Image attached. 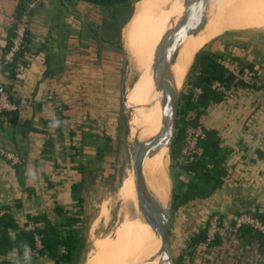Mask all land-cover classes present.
Returning a JSON list of instances; mask_svg holds the SVG:
<instances>
[{"label": "crops", "instance_id": "1", "mask_svg": "<svg viewBox=\"0 0 264 264\" xmlns=\"http://www.w3.org/2000/svg\"><path fill=\"white\" fill-rule=\"evenodd\" d=\"M24 12L29 18L28 43L11 74L2 55L13 36L12 16ZM112 13L86 0H0V91L19 101L15 122L0 119V145L20 156L25 177L21 184L15 167L0 155V207H10L20 228L42 227L43 217L59 222L75 206L73 184L81 181L82 172L74 166H85L92 154L88 150L101 142L91 134L99 132L97 127L91 120L83 122L82 116H91V102L97 99L93 60L99 48L114 47L118 37V18L111 22ZM231 48L244 61L255 62L250 45ZM258 79L260 88L237 86L226 101L212 104L202 117L203 127L217 129L222 147L229 151V173L213 194L177 208L170 230L172 254L177 258L189 236L213 213L220 214L227 230L204 258L197 255L184 264H264V248L257 239L241 236L233 228L240 212L264 210V80ZM59 116L62 134L57 136V127L49 125ZM49 136L56 139L51 158L43 153ZM75 147L80 154L74 155ZM16 231L10 230L11 236ZM17 256L12 249L2 259L16 261ZM36 263L58 264L46 255H39Z\"/></svg>", "mask_w": 264, "mask_h": 264}, {"label": "trees", "instance_id": "2", "mask_svg": "<svg viewBox=\"0 0 264 264\" xmlns=\"http://www.w3.org/2000/svg\"><path fill=\"white\" fill-rule=\"evenodd\" d=\"M86 1L112 9L113 16L110 19L112 22V20H115L116 17L118 18L123 13V10L128 7L132 0ZM11 42L4 51L10 47ZM27 43L28 31L25 34L22 47L17 53L16 58L12 62L4 63L5 69L9 70L11 74H14L18 57L26 50ZM226 52L203 51L202 49L197 52L192 66L186 75L184 88L179 98L176 132L170 149L172 160L180 162L186 126L188 124L197 125L202 123V117L207 113L209 106L226 101L237 86L246 88H260L262 86L256 73H254V62L244 61L240 56L233 54L231 50L227 49ZM9 97L19 103L12 94ZM2 113L6 116V120L15 122L18 109L3 111ZM58 115H61L60 112ZM58 118L61 122L62 116ZM56 132L57 136L62 134L60 125L57 127ZM204 132V136L198 141V153L196 157L190 162L182 163V171L178 173V183L174 186L172 193L173 209L210 196L222 186L229 173V167L226 162L229 151L222 147L218 130L204 127ZM55 144L56 139L49 136L43 150V153L48 158H51L55 151ZM78 150L80 149L75 150L74 155L80 154ZM259 155H263V153L260 152ZM13 166L15 167L19 182L24 184L25 177L22 162L13 164ZM74 167L78 171H82L84 168L80 164ZM182 174H185L186 178L182 177ZM81 183L82 179L80 182L73 184L74 198H76ZM57 210L62 212L59 207ZM244 212H249L264 221V210L249 209ZM29 219L38 221L41 217L31 216ZM43 219L45 220V225L42 227L36 225L20 228L13 214L10 212V207H0V261L5 264H15V261L3 260L2 256L12 249H16L18 255L21 254L22 245L25 243L32 248L36 247V234L40 236L41 240V247L38 248L40 255L51 257L57 263L69 261L79 246V237L72 228H64V226L70 225L72 221L76 220V217L67 214L59 222H51L46 217H43ZM10 230H17L14 236H11ZM237 232L241 236L257 239L260 247L264 248V233L261 231L248 224H243L237 229ZM224 236H226L225 233L217 235L211 241L210 247L220 242ZM206 238L207 224L189 236L185 250L175 259V263L184 264L186 260L194 261L197 255L201 254L200 246ZM36 261L37 257L32 256L31 264H37Z\"/></svg>", "mask_w": 264, "mask_h": 264}, {"label": "rangeland", "instance_id": "3", "mask_svg": "<svg viewBox=\"0 0 264 264\" xmlns=\"http://www.w3.org/2000/svg\"><path fill=\"white\" fill-rule=\"evenodd\" d=\"M137 1L132 0L123 10L121 17H118V37L113 39L114 47L99 48V56L93 60L92 83L93 89L97 86V89H94L97 99L91 102V116L85 113L82 121L91 120L92 127L99 130L97 134L95 131L91 134L101 142L99 146L96 145V149L88 150L92 153L91 159L86 160L87 164L81 171V187L76 194L75 206H72L68 213L76 217V220L64 226L76 232L79 246L69 261L58 264H87L96 253V240L114 236L118 226L137 210L136 203L120 193L123 180L133 172V142L137 137L136 131L133 132L130 127L134 109L128 108L129 94L126 95L129 84L135 78L132 56L126 46V31ZM222 45L225 48H221ZM241 45H250L255 53L252 56L255 60L254 73L264 80V27L225 31L200 49L227 53V49ZM183 88L184 83L181 89ZM182 165L178 160H172L171 156L167 157L172 189L178 183V173L182 171ZM182 177L186 178L185 174H182ZM176 210L172 209V219L176 216ZM140 214L145 219L144 214Z\"/></svg>", "mask_w": 264, "mask_h": 264}, {"label": "bare ground", "instance_id": "4", "mask_svg": "<svg viewBox=\"0 0 264 264\" xmlns=\"http://www.w3.org/2000/svg\"><path fill=\"white\" fill-rule=\"evenodd\" d=\"M183 3L184 0H138L128 23L126 46L132 56L135 78L126 92V95L129 94L127 106L134 109L130 127L133 132L136 131L139 139H148L160 129L163 119L161 104L151 105L158 97L153 73L159 41L164 31L183 12ZM203 16L199 30L185 38L179 51L174 69L179 85L182 84L195 52L205 43L225 31L264 27V0H210ZM167 150L166 147L161 148L144 162L148 185L164 203L168 200L170 185ZM120 193L132 199L138 211L135 210L118 226L114 236L96 240V253L87 264H158L160 257L148 261L160 252L161 244L140 214L143 211L133 172L123 180Z\"/></svg>", "mask_w": 264, "mask_h": 264}, {"label": "water", "instance_id": "5", "mask_svg": "<svg viewBox=\"0 0 264 264\" xmlns=\"http://www.w3.org/2000/svg\"><path fill=\"white\" fill-rule=\"evenodd\" d=\"M209 2L210 0H184L183 12L173 25L164 31L159 41V52L153 73L158 97L151 103V105L156 103L161 104L163 119L160 129L152 137L144 140L136 137L133 142L132 167L138 199L140 200L147 223H149L161 244L160 252L148 261H153L157 257H160L158 264H176L171 251L170 240L173 187L171 176L168 172L170 181L169 194L167 202L164 203L159 195L148 185L144 171V162L148 156L163 147L168 149L167 156H170L181 88L196 55L189 65L181 85H179L174 75L175 64L177 63L179 51L185 38L195 34L199 30L204 17V9L208 7Z\"/></svg>", "mask_w": 264, "mask_h": 264}, {"label": "built area", "instance_id": "6", "mask_svg": "<svg viewBox=\"0 0 264 264\" xmlns=\"http://www.w3.org/2000/svg\"><path fill=\"white\" fill-rule=\"evenodd\" d=\"M13 22V36L11 38L12 42L10 47L3 53L2 61L4 63L12 62L17 53L22 47L25 34L28 30L29 26V18L27 13H21L19 15L12 16ZM9 93L6 91H2L0 93V119L6 120V116L2 113L3 111H10L19 108V103L9 97ZM205 134L204 127L202 123L197 125L188 124L185 130V136L183 138V145L181 149L180 163H187L192 161L196 154L198 153V141ZM0 155L7 159L12 165L21 163L22 159L20 156L13 150L0 145ZM248 224L253 228L264 233V221L259 218L253 216L249 212H241L233 225V228L237 230L241 225ZM227 228L223 225L221 221V216L219 213H213L207 223V238L201 244V254L203 258L206 256L208 250L210 249L211 241L217 236L222 235L226 232ZM36 247L31 249L32 256L38 257L39 251L38 248L41 247L40 236L36 234ZM0 264H5L0 261Z\"/></svg>", "mask_w": 264, "mask_h": 264}, {"label": "clouds", "instance_id": "7", "mask_svg": "<svg viewBox=\"0 0 264 264\" xmlns=\"http://www.w3.org/2000/svg\"><path fill=\"white\" fill-rule=\"evenodd\" d=\"M60 125V121L59 120H55L53 121L49 127L50 128H55L58 127ZM33 179L35 178V174L31 173ZM32 262V253H31V249L29 248V246L25 243L22 245V251L21 254H19L16 257V261L15 264H31Z\"/></svg>", "mask_w": 264, "mask_h": 264}]
</instances>
